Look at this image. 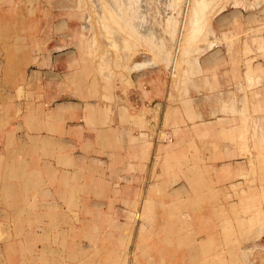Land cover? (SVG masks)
<instances>
[{
	"label": "crops",
	"instance_id": "crops-1",
	"mask_svg": "<svg viewBox=\"0 0 264 264\" xmlns=\"http://www.w3.org/2000/svg\"><path fill=\"white\" fill-rule=\"evenodd\" d=\"M224 2L183 82L122 100L51 0H0V264H264V0Z\"/></svg>",
	"mask_w": 264,
	"mask_h": 264
},
{
	"label": "rangeland",
	"instance_id": "rangeland-1",
	"mask_svg": "<svg viewBox=\"0 0 264 264\" xmlns=\"http://www.w3.org/2000/svg\"><path fill=\"white\" fill-rule=\"evenodd\" d=\"M224 1L51 0L52 22H67L65 40L53 48L83 53L89 82L98 81L105 91L113 90L117 99L132 96L137 100L135 92H129L140 67L142 71L158 69L167 85L184 81L192 66L190 58L201 51L199 42L211 34L212 9H220ZM260 174L264 180V171ZM5 238L12 242L9 231H0V242Z\"/></svg>",
	"mask_w": 264,
	"mask_h": 264
},
{
	"label": "built area",
	"instance_id": "built-area-1",
	"mask_svg": "<svg viewBox=\"0 0 264 264\" xmlns=\"http://www.w3.org/2000/svg\"><path fill=\"white\" fill-rule=\"evenodd\" d=\"M156 134H159L160 139L165 142H170L172 140V136L169 132L167 131H160L157 130Z\"/></svg>",
	"mask_w": 264,
	"mask_h": 264
}]
</instances>
